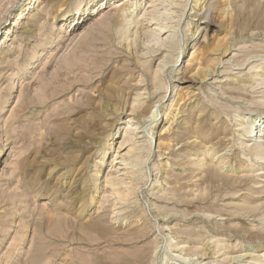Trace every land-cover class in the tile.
<instances>
[{
    "label": "rangeland",
    "instance_id": "obj_1",
    "mask_svg": "<svg viewBox=\"0 0 264 264\" xmlns=\"http://www.w3.org/2000/svg\"><path fill=\"white\" fill-rule=\"evenodd\" d=\"M126 1L0 0V264H264V0Z\"/></svg>",
    "mask_w": 264,
    "mask_h": 264
},
{
    "label": "bare ground",
    "instance_id": "obj_2",
    "mask_svg": "<svg viewBox=\"0 0 264 264\" xmlns=\"http://www.w3.org/2000/svg\"><path fill=\"white\" fill-rule=\"evenodd\" d=\"M195 1H197V0H195ZM169 2H171L172 4L175 2V0H169ZM219 2H221V0H219ZM177 4H178V6H179V4L180 3H178L177 2ZM134 5H133V0H127L126 1V3L123 5V7H122V12H126L127 11V9L128 8H131V7H133ZM230 10V9H229ZM133 19V18H132ZM179 20V19H178ZM19 21V20H18ZM17 21V22H18ZM161 24L160 25H158L159 26V29H156V33H155V30L151 33L153 36H157L158 34H161L162 32H160V31H164L167 27L166 26H164V24H162V22H160ZM171 27V26H170ZM131 29V28H130ZM143 30H145V28H143ZM127 32H128V30H127V28H125V35L127 34ZM144 33V32H143ZM196 35V34H195ZM143 36V35H142ZM159 36V35H158ZM170 38V36H168L167 37V39L163 42V44H162V46L160 45V48L161 47H170V46H172L173 45V41L171 40V39H169ZM138 42H135V45L134 46H138V45H140V46H142V48H143V46H144V50H145V43H144V45H141V44H137ZM142 43V42H141ZM206 43V42H205ZM133 44L131 43V46H132ZM136 46V47H137ZM147 48L149 49L150 48V46H147ZM245 48V47H244ZM204 49L206 50L207 49V51H208V46H204ZM218 49V48H217ZM150 50H152V53H156V52H158V51H156V50H153V49H150ZM160 50V49H159ZM133 51H134V49H133ZM229 50H225V52H224V54H226L227 52H228ZM198 53H196V52H194V54H193V56H196ZM254 54V53H253ZM243 56V55H242ZM135 57V56H134ZM80 59V58H79ZM79 59H75V60H72V64H70L69 65V67H64V69H65V71H66V74L67 75H70V74H72V73H74V70L75 69H87V64L86 65H84V64H82L81 63V59L79 60ZM163 60L158 64V68H156L157 70L155 71V74H154V79L156 80L159 76H160V74H161V71L165 68V65L166 64H168L167 63V61H166V58H162ZM80 62V63H79ZM195 60H193L192 61V70L194 71V66L196 65L195 63ZM137 64V63H136ZM244 64V63H243ZM200 65V64H199ZM198 65V67H196L197 69H196V73L198 72V71H201V70H204V68H202L201 66H199ZM138 66V65H137ZM141 68V67H140ZM166 69V68H165ZM144 73V72H143ZM195 72H194V74L193 75H195L196 74ZM209 73H211L210 71H209ZM209 73L207 72L206 73V75H205V78H207L208 76H209ZM58 75H59V73L57 72L56 73V75H55V78H57L58 77ZM209 78V77H208ZM59 79V78H58ZM215 81H216V79H214ZM185 81V80H184ZM187 82V81H186ZM235 82V81H234ZM42 83H43V87L44 88H48V87H52V85H53V82H51V81H49V80H43L42 81ZM185 83V82H184ZM133 87H134V89L135 90H138V87H137V84H134L133 85ZM132 87V85L130 86V87H128V88H124V89H122V91L120 92L121 94L120 95H114V91L112 90V89H110L109 91H108V94H107V96H108V101H110V102H114V103H119L120 101H122V99H124L125 98V95H127L128 94V91L131 89V88H133ZM64 88V87H63ZM68 89V87H66L65 86V88L63 89V91H65V90H67ZM140 97V95H138V98ZM242 98V97H241ZM246 99V98H245ZM134 102V101H133ZM109 103V102H108ZM121 103V102H120ZM137 102H135V104H136ZM138 107H137V105L135 106V105H133V106H135L134 108H132V112L135 114H137L138 116H140V117H145L147 114H150L151 112H150V110L147 108V107H143V106H141L140 105V101H138ZM173 103V102H172ZM125 105V104H124ZM180 105V104H179ZM157 108V107H156ZM152 111H154V110H152ZM155 112H153V113H151L150 115L151 116H149L150 118H152V119H155L156 117H157V115H155L154 114ZM177 115V114H176ZM174 118H175V116H174ZM252 118V117H251ZM260 118V117H259ZM259 118L258 117H256L255 119H256V121H259ZM151 119V120H152ZM169 119V118H168ZM176 119V118H175ZM153 121V120H152ZM173 122V121H172ZM170 123V122H169ZM263 123V122H262ZM179 124V123H178ZM245 124V123H244ZM249 125V124H248ZM247 125V126H248ZM215 126V125H214ZM247 126H245V127H243L242 126V130L243 131H245V135L244 136H246V138H248L249 140L247 141L246 140V142H243L242 143V145H244V147H245V149L249 152V154H251V155H254L255 157H257L258 159H260V160H264V127L263 128H261V130H259L258 131V133L256 134V135H252V131H251V129H252V125L250 124V126H248L249 128H247ZM241 129V128H240ZM259 129V128H258ZM163 131V130H162ZM242 135V134H241ZM242 137V136H241ZM171 138V137H170ZM171 142V141H170ZM208 149V148H207ZM106 150V149H105ZM221 154V153H220ZM101 160H103V159H101ZM115 162V161H114ZM140 163V158H139V156H136L135 157V159H134V164H135V167L138 165ZM234 166V165H233ZM205 168V167H204ZM225 168V167H224ZM240 169V168H239ZM98 170V169H97ZM232 171V170H231ZM224 172V171H223ZM127 173V172H126ZM131 175H134V176H136V174H137V172L135 171V170H131L130 172H129ZM195 175V174H194ZM131 177V176H130ZM223 178H225V177H223ZM206 180H208V182H210V181H213L214 179H213V177H207V179ZM110 182V184L113 186V188H114V185L116 184V183H114L113 181H109ZM202 184V183H201ZM203 185V184H202ZM131 187V186H130ZM129 188V187H128ZM130 191V190H129ZM123 193H126L127 194V191L126 192H123ZM120 194V193H119ZM128 194H130V192L128 193ZM127 194V195H128ZM120 197V196H119ZM125 197V196H124ZM121 198V197H120ZM124 200V199H123ZM184 200V199H183ZM249 211H250V213H253L255 210H254V208H250L249 207V209H248ZM178 214V213H177ZM195 214V213H194ZM164 220H167V219H164ZM196 235H197V233H196ZM199 236V235H198ZM196 237V236H195ZM225 247V246H224ZM250 254V253H249ZM262 255V254H261ZM238 257V256H237ZM264 256H261L260 258H263ZM196 258V257H195ZM243 258V257H242ZM232 262V261H231ZM183 263V262H182Z\"/></svg>",
    "mask_w": 264,
    "mask_h": 264
}]
</instances>
